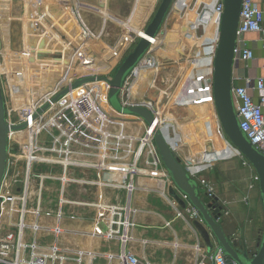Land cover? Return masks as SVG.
<instances>
[{
  "label": "built area",
  "instance_id": "2783aa9c",
  "mask_svg": "<svg viewBox=\"0 0 264 264\" xmlns=\"http://www.w3.org/2000/svg\"><path fill=\"white\" fill-rule=\"evenodd\" d=\"M137 1L133 0L131 11L133 8L138 9L135 12H138L140 17L143 18L140 29L144 32V28L160 0H147L146 2L139 0V8ZM176 2L177 0L172 1L170 9L175 6L174 3ZM195 3L196 0L181 1L182 7L185 8L190 4L194 7ZM33 4H37L38 13L35 12L34 22L38 24L39 19L37 14L43 16V13L39 9L40 5L38 2H34ZM196 4L194 13L199 15V17H208L215 23L214 35L211 37L213 39V51H215L219 37V21L223 10V2L222 0H211V6L208 7L211 10L210 14L205 12L207 7L204 0H199ZM142 8L145 10H140ZM198 26H202L203 29L202 23ZM165 30V27L160 26L155 36H149L144 33L145 37L150 41V46L125 76L118 94V99L122 106L136 104L146 106L153 116V121L150 125L146 124L138 115L124 114L113 109L108 101L109 84L104 79H94V81L102 80V94H100L101 90L97 91L95 86L88 84L87 82L89 81L82 82L73 88L69 87L66 92L58 96L49 106L35 115L36 111L50 97L60 90L61 87L68 86L73 79L68 78L63 85H56L50 91L42 93L37 98L26 99L24 96L21 97V84L17 83L14 78L16 75L0 66V89L4 100L5 121L8 126L23 123V126L18 128L9 127L7 132L6 165L3 178L0 181V264L64 263L62 261L63 256L60 255L61 247L57 243L58 231L62 229L58 225L59 218L63 212V204L77 203L76 200L73 201L66 197L67 185L85 181L79 176L77 178L68 175L77 173L80 169L91 167H98L104 170L106 174L112 172L121 173L118 170L119 168L105 165L102 162V158L106 157L122 159L131 150L130 137L134 136L132 133L125 135L118 129L105 130L103 128L108 123H112L111 120L118 118L119 115H132L136 118L135 120L142 123V126L139 128L141 133L136 135L138 136V140H136L137 145L130 155V165L124 168L126 170L125 173L130 172V175L133 173L155 174V166L161 165L162 172L167 175L152 139L153 129L157 127L170 148L179 158L184 169L191 177L196 178L201 190L214 193L206 178L200 175V171L206 168L210 162L197 160L195 151L191 152L189 149V143L182 141L180 137L177 139L174 137L173 133L177 129L175 128L173 118L171 116L160 115L153 103H149L143 98H130L129 96L131 82L127 80L132 77L136 78L141 68L152 66L155 63L151 44L158 34L165 33ZM86 31L83 32L82 29L84 39L90 38L91 35V33ZM194 31L196 33L195 28ZM125 33L119 35L112 47V54L115 55L120 50L119 55L111 63L108 61V69L102 72V75H105L109 79L111 78L112 70L121 60V55L132 43L135 44L140 37L144 36L134 32V30L127 32L126 36ZM67 42L70 43L68 44L69 49H66V53H69L71 59L82 58L83 48L81 44H73L70 40H67ZM68 50L70 51L68 52ZM257 50H263V52L256 53ZM233 60L237 62V65L233 66L232 70L231 92L238 123L251 143L264 155V7L261 5V0H241L236 26ZM195 69V67H192L190 70L193 72ZM211 75H209L210 82L205 87L202 86L206 93L205 98H191L190 96H187V98L192 101L205 100L212 106L215 112L216 127L223 138V131L218 121L212 97ZM186 78L188 79V76ZM188 92L190 90L184 95L188 94ZM184 98L186 97L184 96ZM104 107H109L112 112H117L118 117H115V112L112 113L108 108L106 110ZM167 122L170 124L168 136H170L171 141L168 140V137L163 132L162 126ZM207 122L210 125V122ZM41 133L50 135L52 139L49 144L42 143ZM87 137L94 140L99 139L98 144L95 143V149L86 140ZM121 138H125L128 141L126 143L121 142ZM98 148L103 152L107 151V153H97L96 149ZM144 155H147L148 158L143 162L146 165L142 166L139 164L143 161ZM95 156L97 157L96 161L94 159ZM84 157L90 159L84 160ZM20 161L23 162L22 171L19 170L18 164ZM40 163L58 165L62 172L59 175L60 186L58 188V195L56 196V207L53 210L57 224L53 227L41 222L39 219L40 215H43L45 211L44 200L41 197L42 184L37 193L31 194L29 191L30 183L33 179L32 174L35 167ZM242 163L249 164L245 159ZM45 175L46 173L42 172L39 175L38 179L40 183ZM46 176L53 177V175ZM93 183H95V180H93ZM257 184V174L252 170L249 176L248 190L257 188ZM122 185L125 186L128 192L133 188L131 179L128 183ZM46 198H49V196L46 195ZM171 198V203L177 205L176 200L173 197ZM66 199L67 201L64 202ZM249 199L250 195L248 192L243 196V203L248 204ZM219 202L223 206L222 215L228 214L224 201L219 199ZM30 204L32 205L30 206ZM187 205L185 207H189ZM30 207L32 208L31 211H29ZM117 207L116 205L108 206L107 236L114 234L117 225L127 223L124 219H120V210ZM190 209H192L191 213L194 217H197V211L193 208ZM37 229L45 231L52 229L53 239L50 243L44 239L46 235H38ZM124 239L125 236L122 235V243H119L120 248L113 253V256L118 258V264H149L140 256L126 249ZM195 247L196 250L200 249L196 264H235L234 261L229 262L226 259L221 248L214 251V246L210 252H206L205 247L199 244H196Z\"/></svg>",
  "mask_w": 264,
  "mask_h": 264
},
{
  "label": "rangeland",
  "instance_id": "374dc122",
  "mask_svg": "<svg viewBox=\"0 0 264 264\" xmlns=\"http://www.w3.org/2000/svg\"><path fill=\"white\" fill-rule=\"evenodd\" d=\"M101 1L102 3L105 1L104 3H105L107 11H109L110 13H114L115 15L122 18L123 20L128 19L130 13L133 12V15H132L133 19H135L136 21L140 19L142 20L141 22L143 23V18L140 17L138 12L137 13L135 12L138 9L133 8L131 11L133 0H52L50 4L51 6L50 11L53 9V12H47V13L45 12L47 11L45 9L48 5L46 4L45 0L44 1L43 0L42 1L41 0H0V29L3 30V33L0 32V48H1L0 49V66L3 67L4 65L3 63H5L4 62L5 58H7L10 62L12 61L13 52H19L22 55V56L20 55L22 57V60H19V67L17 68L11 67V69L7 67H4V68L6 69V71L10 73H12L11 72L12 68L15 70L16 69L26 70L28 68L27 65L29 64V61L27 60L28 59L27 55L29 54L35 55L33 51L38 52V49L41 51L42 47H46V51H44L45 49H43V52L45 54L44 55L45 60H48L47 62H45V64L48 65L45 69H48V67L51 66V70L55 72L54 73L55 80L51 81L52 84L50 83L48 84V86L44 88L43 85H40L41 83L39 84L40 80L37 76H36L37 77L36 79H34V77L32 79L30 78L32 71L33 72H35V70L38 71V67L35 68L31 62L30 64L32 68L29 71L27 70L28 71L27 72L28 82L27 84H25V94L23 95L26 99L27 97L28 99L37 98L39 97V95H41L45 91H50L52 87L54 88V86L63 85L67 81L68 75L71 76V77L69 76V78L71 79H74V77L76 76H82V75H90V74L102 75V72L108 69L107 68L108 61L113 56L112 47L114 46L115 41L118 39L120 33L124 34L125 32H130L131 30H134V29H129V28L123 29L122 25L120 24L117 25L116 23L110 22V20H107L109 21V23L107 24V26H105V29L102 30L100 28L103 23L102 16L100 14L96 15L95 14L96 8H94L96 6H99ZM34 2L36 3L38 2V4L41 3L40 11L43 13V16L40 14H37V17L39 19V23L41 24V26H43V29L41 28L39 23L36 24L34 22V15H35V12H34L35 7L33 4ZM81 5L82 6L93 5V10L91 11L86 7L85 8L80 7ZM137 6L139 8V3H137ZM192 7H193L192 4H190L187 7V9L192 8ZM24 8L27 10L26 11L27 13L24 12ZM172 9L173 7L169 9L168 14L166 15L161 25L162 27H165V29L169 27L172 19L174 22L178 19L176 15L181 14L182 16V14L184 15L186 11V8H185L182 11H179L178 14L172 15V17L170 18L171 19L170 23L166 26V21L168 19L167 17L172 12ZM140 10H145V9L142 8ZM133 19L131 17L130 21H133ZM142 23H140V25L139 23H137V26H136V24H134L133 22L132 25H135V27L138 28L142 25ZM31 24H33L34 26L32 30L30 28ZM54 26H56L57 29ZM50 27L56 30L51 29ZM38 28L39 29L41 28V30H39ZM82 29H83V32L87 30L88 33H91L90 38L84 39L83 34H82L83 33ZM41 31L42 33H40ZM39 33L43 36L39 35ZM57 34L60 38L57 36ZM195 35L203 36L202 26H198L196 28ZM162 37L164 36L162 35ZM67 40H70L73 44H77V45H79V43L81 44L83 48L82 58L75 60V58L71 59L69 53H66V54L62 53V50L66 51V49H69L68 44L70 42H67ZM35 46H38L37 50L32 49ZM133 46H134V43H132L131 46L123 53V55H121L120 59H122V57L128 51H130ZM199 47H200V53H199L200 60L199 62L198 60H196V63H198V66L195 67L196 69L193 72L189 73L190 76L188 77L194 82V84L192 87L187 86L186 88L187 91L191 89L194 90V86L197 87V84H200L201 86L205 87L210 82L209 75H211V72H212V57H213V52H214L213 51V39L211 37H205L204 40L200 42ZM69 51L70 50H68V52ZM24 56H26L27 59ZM30 57L33 58V56H30ZM54 58H57V60H60V61L52 62V60H55ZM96 58L97 60H95ZM181 60L183 61V59ZM159 61H161L160 67L163 66V71H164V72L159 73V76H161L160 78L162 79L161 86L163 89H165L163 93L164 96L161 99L162 102L164 103L163 105H165L164 107L165 109L162 111V114L168 117L174 115L177 118V116L174 113L175 110L171 108V101L173 100L174 96L177 94L176 87L179 86V84L183 81V78L186 76L187 66H185L186 67L184 70L185 72H183V75L180 77V75H178V69L176 72L171 70V68L173 67L172 65L175 63V61H173L172 58L160 57ZM66 62L67 63L69 62L70 67H66L67 66ZM83 62H86L87 64H81ZM51 63H55V64H51ZM83 65H86V66H84V69H81V71L84 70L85 73L79 72L80 70L79 68L82 67ZM101 67H104V68H101ZM66 68L69 69V73L66 74V72H64L65 73L64 74L63 71ZM8 69H10V71ZM113 70H112V73H113ZM35 73L37 74V72ZM132 80L134 82L136 78L132 77L131 79L129 78L127 80L128 82H131L130 86L133 83ZM187 80L186 81L184 80V82L186 83ZM90 83L91 85L97 88V91H100L99 88L102 85V83L99 82V80H95V81L92 80ZM32 87H34V89L38 87L37 94L35 95V97H33L34 95L33 96L31 95L32 92L29 93L27 89V88L31 89ZM138 90H140L141 94L144 95L145 97L153 99L154 103H155V100L158 99L157 96H152L148 88H145V90L139 88ZM178 95L179 93L176 95V97ZM190 95H191L190 92H188V94L184 96L187 97ZM195 98H201V96L200 97L198 96ZM199 102L200 100L196 101V103H199ZM202 103H203L202 106L198 105V107L200 106L199 108H201L202 114L199 120H197V123H195L196 120H192L193 119L192 116L186 117V120H185L187 125L191 129L192 134L194 132L193 130L195 127L199 129L198 131H196L194 135L195 140L191 138L190 140L184 139L182 141H186L189 143V146H190L189 149L191 152L196 149L197 150L202 149L204 150V153L207 154L208 151L206 148L212 142L218 143L221 146V148L227 152V156L224 158L212 159L209 165L200 171V175L206 178V180L208 181V184L211 186L213 191L218 192L219 194L223 196L227 195L228 197H230L231 200H234L233 202L229 203V214L228 215L233 217V219H234V214L237 215V217L234 219L235 224L244 232L247 238H254V236L257 233L258 227L264 226V216H263L261 205L259 203L258 187L253 188V190H250V191L248 190V183H249L248 178L251 173L249 169L250 168L252 169V167L249 164L242 163V161L245 158L242 157L236 151V148L230 143V141L227 139V137L225 136L223 132H222L223 133V138H222L221 133H219V129H217L216 127V119H214L212 115L210 104L208 102H206L205 104L204 100H202ZM104 108L106 110L108 109L110 110L109 107H107L108 109L106 107ZM52 111H54V109H52ZM110 111L112 112V110ZM119 116H122V115H119ZM128 116H131V115H128ZM111 121L112 123H108L106 127H103L105 130L106 129H110V130L118 129L125 135H129L130 133H132L134 136H131L130 138L134 137V139L137 137L136 135L141 133L140 130H136L137 127L139 128L141 127L142 125L141 123H138L139 126L134 127L131 124H123L122 120L121 121L111 120ZM206 121H209L210 125L208 124V122L206 123ZM200 129H202V131H200ZM51 139L52 138L50 137L49 134L41 133L42 143L49 144L51 142ZM86 140L89 141V144L93 145L94 149H95V143L98 144V141H99V139L94 140L91 138L89 139L88 137L86 138ZM127 141H128L127 139L121 138V142L126 143ZM135 144L137 145V141L134 142V146L131 147V150L126 157L122 159L111 158V157L102 158L103 164L119 168L118 169L119 172L125 173L126 170L124 168L130 165V162H131L130 155L136 147ZM193 144L194 146H191ZM231 148L233 149V151L231 150ZM96 151L97 153L101 152L102 154L107 153V151H104V152L101 151L100 148L96 149ZM146 158H148V156L144 155L142 158L143 160L142 162H144ZM88 159L90 158L84 157V160H88ZM94 159L96 161L97 157L95 156ZM18 165H19V170L22 171L23 162L20 161ZM41 172L46 173V175H53L52 178L47 177L45 175V177L41 180V183H42V186H41L42 196L41 197L44 200L46 195H49V199L44 200L43 204L45 203L46 206L54 205V203H56L57 201L56 196L58 195V188L60 186L59 175L60 173H62L61 169L58 165H46V164L40 163L34 169V173L32 174L33 178L36 180H39L38 177L39 175H41ZM78 175H80V173H77V174L73 173V174H69L68 176H73V177L78 178ZM74 184L75 183L69 184L70 185L69 190L74 189ZM248 192L250 195V199H249L248 204H244L243 196ZM31 205L32 204H30V206ZM64 206L65 204H63V207ZM65 208L66 206L62 208L63 209L62 211H64ZM246 217L247 219H249V221L248 220L245 221ZM244 222L246 224L243 225ZM72 264H74V262Z\"/></svg>",
  "mask_w": 264,
  "mask_h": 264
},
{
  "label": "crops",
  "instance_id": "0c3cea01",
  "mask_svg": "<svg viewBox=\"0 0 264 264\" xmlns=\"http://www.w3.org/2000/svg\"><path fill=\"white\" fill-rule=\"evenodd\" d=\"M143 1L146 2L147 0ZM137 3H139V0ZM261 5L264 7V0H261ZM89 6L81 5L80 7H86L92 11L93 5ZM132 15L133 12L130 13L129 17L127 16V20L115 19L110 22H114L117 25L125 22L126 25L135 31V29H139V27L137 28L132 24L134 22L137 26L138 20L136 21L133 19ZM131 17L133 21H130ZM108 23L109 22H107L105 26H107ZM33 27V24H31V30ZM41 28L43 29V26H41ZM41 28L38 29L41 30ZM126 28L128 29V27ZM1 30L2 29H0V32L3 33V30ZM40 33H42V31ZM40 33L39 35H41ZM126 34L127 32L125 36ZM37 47L38 46H35L32 49L37 50ZM161 47L167 54L166 50L169 51L170 47L167 44H162ZM41 49V51L38 49V52L36 51L37 53L33 51L35 55H27L28 59L24 56L29 61L26 72L32 68L31 62L35 68L38 67V71L35 70L37 74L32 71L30 78L32 76L34 79L43 77V70L46 67L43 49L46 51V47H42ZM174 49L177 57L175 64L172 65V71L176 72L178 65L182 64V60L180 59L185 60V63L190 62V64H193V67L198 66L196 60H198V62L200 60V49L199 51L195 50L196 48L193 40L186 42L180 39L176 40ZM258 52L261 53L263 50H257L256 53ZM62 53L66 54V51L62 50ZM119 53L120 50L112 56L109 63H111L113 58ZM20 55L21 53L19 52H13L12 61L10 62L8 60V63H12L11 67H19V60H22V55ZM30 56H33V58ZM190 56H193L195 59L190 60L188 58ZM65 71L66 70H64L63 73ZM184 80L186 81L187 78L183 79L180 83L179 95L176 101L171 103V108L175 110L174 113L177 118L174 115L171 117H174L173 121H175V128L177 129V131L173 133L174 137L176 139L180 137L182 140H190L191 138L194 139V135L199 129L195 127L192 134L191 129L185 121L186 117L192 116L193 119H199L202 111L198 105L202 106L203 103L201 100L199 103H196V101L189 100L187 97L184 98L183 95L187 92V86L192 87L194 84L189 78L186 83ZM156 84V79L152 80L151 87L152 94L154 95L156 89H158V91L161 89L158 88L160 83ZM197 87L194 86V90H190L191 98L202 96L203 92L199 84H197ZM27 89L28 91L30 90L29 88ZM35 92L37 94V90ZM162 92L164 93V89H162ZM163 96L162 94V97ZM203 97L204 95L201 99H203ZM204 103L206 104L205 100ZM135 123L138 125V122ZM169 128L170 124L168 125V130ZM168 134L166 136L168 140L171 141ZM191 146H194V144ZM206 149L208 151L207 154L204 153L202 149L194 150L197 160L210 162L212 159L224 158L227 156V152L216 142L210 143ZM139 165L143 166L146 164L140 162ZM154 169L155 174L133 173L131 175L130 172L124 174L116 172L106 174L104 170L98 167L79 170L78 173H80V175L78 176L85 181L76 182L72 190H69L70 185L68 184L66 189V197L73 201L76 200L77 203H65L66 208L62 212L58 223L62 229L58 232L57 243L61 247L60 255L63 256V264H72L73 262L74 264H118V258L113 256V253L120 248L119 243H122V235L125 236L124 243H126V249L140 256L149 264H196L200 249L196 250L195 245L199 244L203 247H205V245L196 229L191 224V219L194 218V215L191 213L192 209L171 203L172 198L168 193L170 179L162 172L161 165H156ZM249 170L252 172L251 168ZM130 179L133 183V188L128 192L122 184L125 185ZM93 180H95V183H93ZM214 193L220 200L224 201L225 208L228 210L229 214V203L234 200H231L227 195L223 196L215 191ZM46 199L49 198L45 197L44 200ZM66 201L67 199L64 200V202ZM55 204L56 203L46 206L44 203L45 211L43 214L46 216L44 223L50 227L57 224L53 213L56 207ZM109 205L118 206L117 208L120 210V219L127 221L125 224L122 223L117 225V229L112 236H107L106 234L108 230L107 216ZM64 207L62 205V208ZM178 212H180V214H178ZM228 214L223 216V229L227 233H237L238 238L239 236L241 237V235H243L242 231H238L240 228L234 221L237 215L233 213V219V217ZM247 220L246 217L245 221ZM244 224L246 223L244 222L243 225ZM43 235H46V238H44L46 242L50 243L53 239L52 229L47 230Z\"/></svg>",
  "mask_w": 264,
  "mask_h": 264
},
{
  "label": "water",
  "instance_id": "95a60500",
  "mask_svg": "<svg viewBox=\"0 0 264 264\" xmlns=\"http://www.w3.org/2000/svg\"><path fill=\"white\" fill-rule=\"evenodd\" d=\"M173 0H160L151 18L144 28V33L149 36L157 35ZM223 10L219 21V37L216 49L212 57L211 91L213 102L223 133L244 157L258 177V198L264 216V155L251 143L239 126L234 109L231 80L233 66L237 62L233 60V50L236 42V26L239 18L241 0H222ZM150 41L147 37H140L122 59L116 64L111 78L105 75H82L76 77L68 86L58 90L35 113H40L58 96L76 85L94 80L104 79L109 84L108 101L113 109L124 114L140 116L146 124L153 121L151 111L143 105L122 106L118 99L120 87L125 76L149 48ZM5 107L0 89V181L3 178L7 155V132L10 128H18L22 124L8 126L4 117ZM152 139L160 157L162 165L171 183L168 193L181 206H189L197 211V217L191 219V224L203 240L206 252L221 248L226 259L235 264H263L264 262V226L259 228V234L254 242L252 250L248 249L249 242L237 233H227L223 229L222 210L218 196L207 190H201L196 178L191 177L184 169L168 145L161 131L156 127L152 132ZM215 244V245H214Z\"/></svg>",
  "mask_w": 264,
  "mask_h": 264
},
{
  "label": "bare ground",
  "instance_id": "6f19581e",
  "mask_svg": "<svg viewBox=\"0 0 264 264\" xmlns=\"http://www.w3.org/2000/svg\"><path fill=\"white\" fill-rule=\"evenodd\" d=\"M42 1V0H41ZM44 1V0H43ZM51 1L52 0H45V2H46V4L48 5L47 7H46V9L45 10H47V11H45L46 13L47 12H53V9L50 11V4H51ZM181 1H183V2H185V1H187V0H177V2L176 3H174V7H173V9H172V12L169 14V16L167 17L168 19H167V21H166V26L170 23V18L172 17V15H176V14H178V12L179 11H182L183 9H185V7H182V4H181ZM197 1H199V0H196V3H197ZM205 1V3H206V7H207V9H206V13L207 14H210L211 13V10H210V8H208L209 6H211V0H204ZM105 2V1H104ZM102 3V1H101V3H100V5L99 6H96V5H94V6H96V7H94V8H96L95 9V14L96 15H98V14H100L101 16H102V20H103V23H102V26L100 27L102 30L104 29V27H105V25H106V23L107 22H109V21H107V20H110V21H113V20H115V19H122V18H120V17H118L117 15H115L114 13H110L109 11H107L106 10V6H105V3ZM195 3V5H194V7H192V8H189V9H187L186 8V11H185V13H184V15L182 14V16H181V14H178V15H176L177 16V20L174 22L173 21V19L171 20V23H170V25H169V27L165 30V33H163V34H158V36L153 40V43L151 44V47H152V52H153V55H154V57H155V63L152 65V66H147V67H143V68H141L139 71H138V73H137V76H136V80L132 83V85L130 86V88H129V96H130V98H134V97H137V98H143L145 101H147V102H149V103H153V105H155V107H156V109H157V111H158V113H160V115H163L162 114V111L165 109L164 107H165V105H163V103L161 102V98H162V94H163V92H162V79L160 78L161 76H159V73H161V72H164L163 71V66L162 67H160V64H161V61H159V58L160 57H167V58H172L173 59V61H175L176 60V57H177V55H176V52H175V49H174V44H175V41L176 40H182V41H189V40H193L194 41V45H195V50H197V51H199V49H200V47H199V45H200V42L202 41V40H204V38L206 37V36H208V37H212L213 35H214V27H215V23L213 22V20H210V18H204V17H199V15H197L196 13H194V10H195V8H196V6H197V4ZM39 5H41V3H39ZM53 5V4H52ZM63 6V5H62ZM34 7H35V11L34 12H36L37 10H38V8H37V4H34ZM33 7V8H34ZM84 8V7H83ZM182 8V9H181ZM40 9V8H39ZM181 9V10H180ZM27 10L24 8V12H26ZM27 13V12H26ZM37 13V12H36ZM52 14V13H51ZM33 15V14H32ZM39 16V15H38ZM16 19H18V18H16ZM23 19V18H22ZM125 19V18H124ZM43 20V19H42ZM127 20V19H126ZM22 21V20H21ZM142 20H138V22L137 23H139V25H140V23H142L141 22ZM46 22V21H45ZM55 22V21H54ZM202 23V25H203V31H204V33H205V35L204 36H198V35H195V31H194V28L196 29L197 27H198V25H200ZM17 25V24H16ZM24 25V24H23ZM51 25V24H50ZM120 25H122V27L123 28H126V27H128L129 29H132L131 27H129L128 25H126V23L125 22H122V23H120ZM125 27H124V26ZM165 25V24H164ZM209 25H211V26H209ZM79 26V25H78ZM55 28H56V26H54ZM209 27V28H208ZM49 28V27H48ZM51 28V27H50ZM27 29V28H26ZM51 29H54V28H51ZM57 29V28H56ZM56 29H54V30H56ZM57 32V31H56ZM134 32H136V33H140L141 35H144V36H146L145 34H144V32L140 29V27H139V29H135V31ZM51 33V32H50ZM64 33V32H63ZM63 35V34H62ZM162 35L164 36V37H162ZM28 36V35H27ZM53 36V35H52ZM57 36H58V34H57ZM64 36V35H63ZM59 37V36H58ZM67 37V36H66ZM54 38H55V36H54ZM60 38V37H59ZM49 39V38H48ZM53 40V39H52ZM57 40V39H56ZM162 44H167L169 47H170V49H169V51L168 50H166V52H167V54L162 50V47H161V45ZM48 46V45H47ZM1 49V48H0ZM55 50V49H54ZM57 50V49H56ZM119 55V54H118ZM118 55H116L114 58H113V61L117 58V56ZM52 58V57H51ZM190 60H194L195 58L193 57V56H190V57H188ZM55 60H52V62H55V61H60V60H57V58H54ZM86 59H88V58H86ZM95 60H97V58L95 59ZM181 60V59H180ZM8 61V59L7 58H5V63H3L4 65H3V67H7V68H10L11 69V66L12 65H10V63H8L7 62ZM48 60H45V62H47ZM89 61V60H88ZM181 63L182 64H179L178 65V75H180V77L183 75V72H185L184 70H185V66H188L187 68H186V76H188L189 75V73L191 72V68L193 67V64H190V62L189 63H185V60H183V61H181ZM51 64H55V63H51ZM50 64V65H51ZM81 64H87L86 62H83V63H81ZM80 64V65H81ZM175 64V63H174ZM66 67H70V64H69V62L67 63L66 62ZM10 66V67H9ZM48 65L46 64V67H47ZM55 66V65H54ZM84 66H86V65H83L82 67H80L79 69V72H84V70L83 71H81V69H84ZM45 67V68H46ZM50 68V69H49ZM99 68H100V66H99ZM184 68V69H183ZM10 69H8L9 71H10ZM64 70H66L65 72H66V74L67 73H69V69L68 68H66V69H64ZM88 71V70H87ZM11 72L13 73V75L15 74L16 75V77L14 76V78L16 79V81L19 83V84H21V88H20V91H21V97H23V95L25 94V84H27V82H28V80H27V72H26V70L24 69H21V70H19V69H13L12 68V70H11ZM18 74H17V73ZM51 72V73H50ZM54 73L55 72H53L52 70H51V66H49L48 67V69H44L43 70V77L42 78H40L39 80V84L40 85H43V87L45 88L46 86H48V84H50L51 83V81H54L55 80V78H54ZM85 73V72H84ZM93 73V72H92ZM60 74V73H59ZM65 74V73H64ZM51 75V76H50ZM69 76L70 75H68L67 76V79L69 78ZM186 76L183 78V79H185L186 78ZM71 77V76H70ZM33 78V76L31 77V79ZM47 78H49V79H47ZM154 79H156V82H157V84H159L160 83V85H158L157 87L158 88H161L159 91H158V89H156V92H155V95L154 94H152V87H151V85H152V80H154ZM44 80V81H43ZM91 81H89V82H87L88 84H91L90 83ZM99 82H101V83H103L102 82V80H99ZM47 84V85H46ZM52 84V83H51ZM156 84V85H157ZM180 85V84H179ZM200 85V84H199ZM39 87V86H38ZM37 87V88H38ZM148 88L149 89V92L152 94V96H157L158 97V99H156L155 100V103L153 102V99H150V98H147V97H145L144 95H142L141 94V91L140 90H138L139 88H141V89H144L145 90V88ZM200 87H201V89H202V96L204 95V97L203 98H205L206 97V93H205V90L203 89V87L200 85ZM37 88L36 89H34V87H32L30 90H31V95L33 96V97H35V95H36V93H34L36 90H37ZM51 88V87H50ZM104 88V87H103ZM177 89H176V92H177V94L179 93V91H180V89H179V86L178 87H176ZM33 89V90H32ZM30 90H29V93H30ZM47 90V89H46ZM99 90H101L100 91V94H102V89H101V86H100V88H99ZM23 91H24V93H23ZM164 91H165V89H164ZM46 92V91H45ZM166 93V92H165ZM176 94V95H177ZM30 95V96H31ZM176 95L174 96V98H173V100L171 101V103L174 101H176ZM201 96V97H202ZM28 98V97H27ZM207 102V101H206ZM170 104V103H169ZM163 107V108H162ZM210 107H211V111H212V115H213V117H214V119H215V112H214V110H213V108H212V106L210 105ZM96 111H99V110H96ZM114 113V112H113ZM115 114V117H118V115H117V112L116 113H114ZM136 118L134 117V116H119L118 118H114L113 120L114 121H123V124H131L132 126H139V125H137L135 122H138V123H141L140 121H138V120H135ZM192 120H196L195 121V123H197V120H199V119H192ZM133 121H135V122H133ZM142 124V123H141ZM168 125H169V123H165L162 127H163V132L165 133V135H167L168 134ZM142 126V125H141ZM136 130H139V127H137L136 128ZM138 137V136H137ZM137 137L134 139V137H132V138H130V144H131V146L130 147H133L134 146V142L136 141V140H138L137 139ZM136 145V144H135ZM150 145V144H149ZM150 147H151V145H150ZM231 150L233 151V149L231 148ZM42 183H40V181L39 180H36V179H32V182L30 183V193L31 194H35V193H37L38 191H39V189H40V185H41ZM32 210V208L30 207L29 208V211H31ZM46 218V216L43 214V215H40V217H39V219H40V221L41 222H45V219ZM46 231L45 230H43V229H37V233H38V235H41V234H44ZM59 232V231H58Z\"/></svg>",
  "mask_w": 264,
  "mask_h": 264
},
{
  "label": "flooded vegetation",
  "instance_id": "af4514ba",
  "mask_svg": "<svg viewBox=\"0 0 264 264\" xmlns=\"http://www.w3.org/2000/svg\"><path fill=\"white\" fill-rule=\"evenodd\" d=\"M204 130V129H203ZM200 131H202V129L200 130ZM78 173V172H77ZM76 173V174H77ZM214 192V191H213ZM215 194V193H214ZM248 221H249V219H248ZM261 226H259L258 227V230H257V233H256V235L254 236V238H247V237H245V235H244V233H243V231L241 230V229H239L238 231H242V234L244 235H241L244 239H245V241L246 242H249L250 244H249V246H247L248 247V249H250V250H252L253 249V247H254V242H255V240H256V238H257V236H258V234H259V228H260Z\"/></svg>",
  "mask_w": 264,
  "mask_h": 264
}]
</instances>
